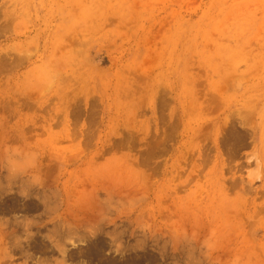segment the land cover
<instances>
[{"label":"rangeland","instance_id":"1","mask_svg":"<svg viewBox=\"0 0 264 264\" xmlns=\"http://www.w3.org/2000/svg\"><path fill=\"white\" fill-rule=\"evenodd\" d=\"M0 234V264H264V0H0Z\"/></svg>","mask_w":264,"mask_h":264},{"label":"crops","instance_id":"2","mask_svg":"<svg viewBox=\"0 0 264 264\" xmlns=\"http://www.w3.org/2000/svg\"><path fill=\"white\" fill-rule=\"evenodd\" d=\"M96 168L99 169L100 166ZM77 169H80V167H77ZM77 169L74 168V170L72 171V177H70L68 181V186H69L68 188L72 190V193L74 194L77 193V194L82 195L83 201L73 202L72 204L75 205L74 208L76 209L78 208L83 211L90 210L92 208H95V206L92 205L94 203H91L90 197L86 198V196L91 195L92 193L106 192V189L103 186L99 185V181L97 180L98 176L88 174L84 168H83V174H81L80 171ZM99 178H102L101 175L99 176ZM101 183L103 184L102 181ZM132 190L128 186H121L120 188L109 187L108 192H114V193L120 192V193H131L132 194L133 193ZM77 200H81V198H78ZM7 237H9V241H11L9 247L13 249H18L20 246V243L16 235L13 236V234H10L8 236L7 235L2 236V234H0V250L4 249V242L7 241Z\"/></svg>","mask_w":264,"mask_h":264}]
</instances>
